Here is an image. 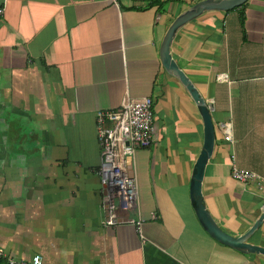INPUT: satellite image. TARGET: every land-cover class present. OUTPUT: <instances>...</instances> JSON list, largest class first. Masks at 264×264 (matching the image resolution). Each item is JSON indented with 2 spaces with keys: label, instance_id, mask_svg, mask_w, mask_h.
Here are the masks:
<instances>
[{
  "label": "crops",
  "instance_id": "crops-1",
  "mask_svg": "<svg viewBox=\"0 0 264 264\" xmlns=\"http://www.w3.org/2000/svg\"><path fill=\"white\" fill-rule=\"evenodd\" d=\"M152 1L0 0V246L8 256L29 261L39 253L46 264H264L263 254L213 238L191 201L204 121L164 68L161 45L174 19L201 0ZM245 3L193 19L171 46L212 108L216 138L202 190L233 235L264 212V188L232 176L233 162L264 176V0ZM147 96L155 137L129 166L139 205L106 224L96 113ZM249 241L264 246V221Z\"/></svg>",
  "mask_w": 264,
  "mask_h": 264
},
{
  "label": "built area",
  "instance_id": "built-area-1",
  "mask_svg": "<svg viewBox=\"0 0 264 264\" xmlns=\"http://www.w3.org/2000/svg\"><path fill=\"white\" fill-rule=\"evenodd\" d=\"M148 3L150 0H141ZM98 140L102 159L97 173L102 184V192L108 209L106 224H116L119 214L128 213L139 205L138 183L130 173L132 160L137 148L148 147L155 137L154 99L152 97L128 98L116 109L99 110ZM225 139L232 140L226 130ZM234 158V156H233ZM232 176L242 182H255L264 188V176L250 169L232 163ZM138 227L140 219H133ZM0 256H5L11 264H46L41 254L36 253L29 261L10 257L0 246Z\"/></svg>",
  "mask_w": 264,
  "mask_h": 264
},
{
  "label": "water",
  "instance_id": "water-1",
  "mask_svg": "<svg viewBox=\"0 0 264 264\" xmlns=\"http://www.w3.org/2000/svg\"><path fill=\"white\" fill-rule=\"evenodd\" d=\"M248 0H201L181 12L171 23L161 45V60L168 73L176 77L196 102L204 121V144L194 165L190 184L193 207L202 227L218 241L242 252L264 255V246L249 241L250 236L264 221V212L255 223L241 235L225 231L208 209L203 195V181L207 163L214 151L216 138L215 124L210 103L174 58L171 46L178 31L188 22L211 10H230Z\"/></svg>",
  "mask_w": 264,
  "mask_h": 264
},
{
  "label": "trees",
  "instance_id": "trees-1",
  "mask_svg": "<svg viewBox=\"0 0 264 264\" xmlns=\"http://www.w3.org/2000/svg\"><path fill=\"white\" fill-rule=\"evenodd\" d=\"M152 0H150V2L149 3H152L151 2ZM246 6H247V4L246 3H244L241 7H242V9H245L246 8ZM243 12L244 11H242V15H243ZM0 264H11L10 262H9V259L7 258V257H5V256H0Z\"/></svg>",
  "mask_w": 264,
  "mask_h": 264
}]
</instances>
